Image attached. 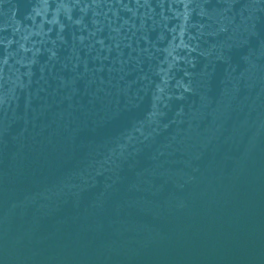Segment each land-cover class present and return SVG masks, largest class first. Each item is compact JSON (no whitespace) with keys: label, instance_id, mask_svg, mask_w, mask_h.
Here are the masks:
<instances>
[{"label":"water","instance_id":"95a60500","mask_svg":"<svg viewBox=\"0 0 264 264\" xmlns=\"http://www.w3.org/2000/svg\"><path fill=\"white\" fill-rule=\"evenodd\" d=\"M0 264H264V0H0Z\"/></svg>","mask_w":264,"mask_h":264}]
</instances>
